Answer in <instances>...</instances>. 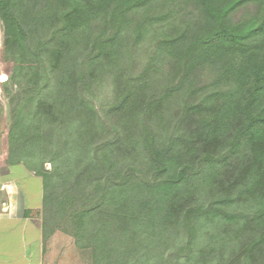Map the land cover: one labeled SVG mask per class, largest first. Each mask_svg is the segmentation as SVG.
<instances>
[{"label":"trees","instance_id":"16d2710c","mask_svg":"<svg viewBox=\"0 0 264 264\" xmlns=\"http://www.w3.org/2000/svg\"><path fill=\"white\" fill-rule=\"evenodd\" d=\"M0 23L3 159L42 178L43 239L91 264H264V0H0Z\"/></svg>","mask_w":264,"mask_h":264},{"label":"crops","instance_id":"0c3cea01","mask_svg":"<svg viewBox=\"0 0 264 264\" xmlns=\"http://www.w3.org/2000/svg\"><path fill=\"white\" fill-rule=\"evenodd\" d=\"M0 152V264H73V242L55 231L42 236V178L23 166L9 167ZM66 254L59 257L58 248Z\"/></svg>","mask_w":264,"mask_h":264},{"label":"rangeland","instance_id":"374dc122","mask_svg":"<svg viewBox=\"0 0 264 264\" xmlns=\"http://www.w3.org/2000/svg\"><path fill=\"white\" fill-rule=\"evenodd\" d=\"M256 9V4H247L241 8H239L238 10L234 11L231 15V19L234 22H238L240 20H242L243 18H245L248 14L252 13L253 11H255ZM2 38H3V34H2V27H1V23H0V107H1V117H0V152H2V150H5V137L3 136V134H5L8 126L10 125L11 122V114H12V102L11 99L15 96L18 95V93L20 92V87H18L17 85H13L9 82L8 84V93L4 92L3 90V82L5 79H3L2 75H5V71L7 69V66L4 65L2 63ZM148 43H142L139 44L137 46V51L134 55V65L136 69H139L144 60L146 59L147 53L149 51L150 45H147ZM210 77V75H208L207 71H205L203 73L202 76V80H208V78ZM111 97V87L108 81H106L105 85L103 86L101 92L99 93V95L97 97H92L90 98V101L95 105V107L97 108L98 112L100 113V115H103V109L105 107V105L107 104L108 100ZM2 134V135H1ZM44 167L47 170L51 169V166L49 163H45ZM41 212H39L40 214ZM59 234H57L58 236L61 237H66L67 235L61 231H58ZM68 237V236H67ZM69 238L71 239V241L73 242L72 245V250L70 251V245L68 243V247H66L68 250V257H70V259L73 261V264H91V258H90V253L88 249H80L77 248L75 243H74V239L73 237L69 236ZM57 254L59 257H63L66 254V250H65V246L63 247H59Z\"/></svg>","mask_w":264,"mask_h":264}]
</instances>
